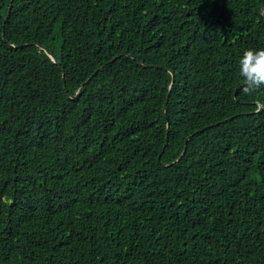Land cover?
Returning <instances> with one entry per match:
<instances>
[{"label": "trees", "instance_id": "trees-1", "mask_svg": "<svg viewBox=\"0 0 264 264\" xmlns=\"http://www.w3.org/2000/svg\"><path fill=\"white\" fill-rule=\"evenodd\" d=\"M263 5L0 0V264H264Z\"/></svg>", "mask_w": 264, "mask_h": 264}, {"label": "clouds", "instance_id": "clouds-1", "mask_svg": "<svg viewBox=\"0 0 264 264\" xmlns=\"http://www.w3.org/2000/svg\"><path fill=\"white\" fill-rule=\"evenodd\" d=\"M238 73L241 79L239 87L243 94L251 95L264 87V47L244 49L238 61ZM260 108L259 104L257 111Z\"/></svg>", "mask_w": 264, "mask_h": 264}, {"label": "water", "instance_id": "water-1", "mask_svg": "<svg viewBox=\"0 0 264 264\" xmlns=\"http://www.w3.org/2000/svg\"><path fill=\"white\" fill-rule=\"evenodd\" d=\"M47 53L49 54V55H51V53L49 52V51H47ZM51 57H52V55H51ZM174 81V77L172 76V82ZM164 109H165V104H164V107H163ZM167 131H168V126H167V130H166V135H167Z\"/></svg>", "mask_w": 264, "mask_h": 264}]
</instances>
